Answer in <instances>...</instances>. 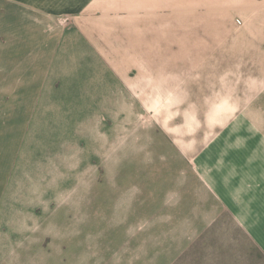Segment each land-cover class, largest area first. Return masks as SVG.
<instances>
[{"label":"rangeland","instance_id":"obj_1","mask_svg":"<svg viewBox=\"0 0 264 264\" xmlns=\"http://www.w3.org/2000/svg\"><path fill=\"white\" fill-rule=\"evenodd\" d=\"M39 5L0 9V264H264V0Z\"/></svg>","mask_w":264,"mask_h":264},{"label":"crops","instance_id":"obj_2","mask_svg":"<svg viewBox=\"0 0 264 264\" xmlns=\"http://www.w3.org/2000/svg\"><path fill=\"white\" fill-rule=\"evenodd\" d=\"M8 1L11 2L10 5L8 4ZM29 1H31L32 3H29ZM13 7L38 9L40 7V5H39V0H0V9L1 8H13ZM256 209H258V208H256ZM241 215H242L243 223H246L245 222L246 218L244 217V214H241ZM244 218H245V221H244ZM245 226L248 228L247 224H245ZM256 242H257V246L264 250V245L262 243H258L257 240H256Z\"/></svg>","mask_w":264,"mask_h":264}]
</instances>
